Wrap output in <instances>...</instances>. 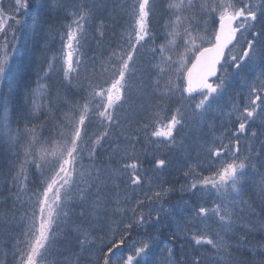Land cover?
<instances>
[{
	"label": "snow or ice",
	"instance_id": "snow-or-ice-1",
	"mask_svg": "<svg viewBox=\"0 0 264 264\" xmlns=\"http://www.w3.org/2000/svg\"><path fill=\"white\" fill-rule=\"evenodd\" d=\"M156 11V0H0V143L15 157L0 170V264H264V241L247 239L264 234V0H167L159 30ZM52 13L67 22L48 55ZM90 29L101 51L86 59ZM37 51L13 130L8 106ZM174 165L184 182L164 187L155 177Z\"/></svg>",
	"mask_w": 264,
	"mask_h": 264
},
{
	"label": "trees",
	"instance_id": "trees-1",
	"mask_svg": "<svg viewBox=\"0 0 264 264\" xmlns=\"http://www.w3.org/2000/svg\"><path fill=\"white\" fill-rule=\"evenodd\" d=\"M12 0H4V7H7L9 3H11ZM157 3V11L155 17H153L152 23L154 28L159 30L160 26L164 23L166 20V15L164 14V7L167 3V0H156ZM20 19L22 20V24L19 26V31L18 35L23 37L25 40L29 41V47H31V37H32V21L31 19H27L24 16H21ZM47 23L44 24V29L45 32L42 33V36L44 39L48 41V47L50 51L47 53L48 55H51L52 53L58 52V50L61 47V42H60V36L59 33L63 31L62 25L65 24L67 21L64 18L63 13L57 14V13H52L51 16L47 17ZM51 30V35L47 34L48 30ZM121 31L119 26L115 27V32L119 33ZM93 36V30H89V39H88V45L85 48L86 52V59L91 58L94 55H99L101 49L97 47L96 41L92 38ZM116 36L113 34V31L111 27L109 28L107 32V36L105 38V44L108 42H115ZM43 43V40L41 41ZM106 54V49L104 50ZM40 56L39 51H37L34 54H30V59L32 63L28 66L27 70L23 74V79L21 82V87L19 89V92L17 93L15 100L13 103L9 104V108L11 111L9 112V124L10 127L15 130L17 127H20L21 129L24 126V121L20 120L21 114L24 112V109L21 107L24 104L25 96L24 93L27 92L30 88L35 87V81H36V75H35V70H36V57ZM42 62V61H41ZM231 72V69L229 70ZM240 91V85L239 81H237L236 84H234L228 91V93L224 97L223 101V111H228L230 110V104H229V97H233L238 100V93ZM3 103L0 101V116L3 115ZM59 118V114H58ZM43 118H41L42 120ZM224 119L226 120V117H221L219 114L216 115V123L219 125L221 123V120ZM19 122V123H18ZM34 123H38V121H33ZM54 129L52 128L51 125H49L47 128L44 130V138L47 139L50 132L54 134ZM182 135L186 136H192L193 133L190 129H185V132L182 133ZM22 142V141H21ZM138 149L141 147V145H137ZM258 147V145H257ZM145 150L151 154L154 149L150 145L145 146ZM161 155L167 156L169 158H172L173 160L179 158L182 159L183 155L180 154L178 151L169 153V152H163ZM148 158H151V155L148 156ZM15 159L14 154L10 153L8 151V145L6 143H0V170L7 171L8 164L12 162ZM90 161L85 158L83 161V164L85 166L89 165ZM144 167L149 170V174L155 176V174L151 173V165L145 164ZM159 183H162L164 187H169L174 183V181L179 178L180 183H183V177L182 173H180L177 170V166H173L159 174L158 177H155ZM29 189L31 191H37L40 187V180H39V174L35 172L34 169H30L29 171ZM166 182V183H165ZM177 189H179V184L175 185ZM244 198L245 199H253L255 200L256 197L253 195L252 191L245 190L244 193ZM181 199V196L179 192L177 191L176 193L171 194L169 197H167L162 203L164 204L165 207H168L169 205H176ZM184 199H188L187 195L184 196ZM159 206V205H157ZM257 209H259V205L257 203L256 205ZM147 211V209H145ZM258 219V218H254ZM153 235H155V232H152ZM168 239H171V236L169 234ZM247 239L251 242V244L255 245L257 242L264 241V234L261 233H254L252 235H249ZM66 243V241H62V244ZM175 243V242H173ZM183 241L180 243H175V248L177 252L181 250V244ZM171 246V245H170ZM3 249V237H0V250ZM73 251H78V249H73ZM202 251L208 252L210 255L212 254L210 246L206 249H202ZM127 253H125L126 255ZM55 255V254H54ZM236 255L239 257L241 253H236ZM244 259H247L251 261V256L248 255L247 253L244 254ZM9 264H11V260L9 259ZM211 264V262H209Z\"/></svg>",
	"mask_w": 264,
	"mask_h": 264
}]
</instances>
